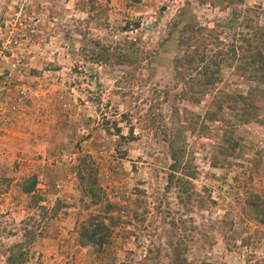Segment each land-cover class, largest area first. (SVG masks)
Here are the masks:
<instances>
[{
    "label": "rangeland",
    "instance_id": "374dc122",
    "mask_svg": "<svg viewBox=\"0 0 264 264\" xmlns=\"http://www.w3.org/2000/svg\"><path fill=\"white\" fill-rule=\"evenodd\" d=\"M263 32L264 0H0V264L21 241L25 264H264V225L236 196H264V83L243 61ZM196 36L208 51L186 69ZM75 148L97 164L87 210ZM170 150L197 173L188 197L166 186ZM32 175L40 213L20 188ZM90 210L114 218L99 254L76 239Z\"/></svg>",
    "mask_w": 264,
    "mask_h": 264
},
{
    "label": "trees",
    "instance_id": "16d2710c",
    "mask_svg": "<svg viewBox=\"0 0 264 264\" xmlns=\"http://www.w3.org/2000/svg\"><path fill=\"white\" fill-rule=\"evenodd\" d=\"M215 27L219 29L220 27H226L227 25L222 21H217L215 23ZM209 33L208 30L205 28L197 27L194 33L202 34V32ZM191 39V38H189ZM208 39L209 36H208ZM188 39H185L187 42ZM189 41V40H188ZM210 41V40H209ZM212 41H214L212 39ZM194 45L188 47V44L184 43L186 45V50L183 52V58L179 61L180 66H185L186 69H193V67H198L200 63L204 60V57L206 55L207 50V44H204L200 42V39L194 37ZM216 43V40L214 41ZM219 43V42H218ZM245 44L247 46L246 53L248 55L247 61L244 58V63H246V66H248V72L253 73L254 75L258 76V81L255 82L257 85L264 83V32L261 34V37L259 39L252 36L249 41H245ZM0 49L2 50V47L0 46ZM3 51V50H2ZM231 53L234 55L235 47H231ZM254 51V53H253ZM210 52V51H209ZM1 53V51H0ZM4 53V52H3ZM253 53V54H252ZM92 61L99 62V59L103 57L101 54H91L90 55ZM211 59L208 58L207 61H210ZM196 64V65H194ZM209 66L210 63L208 62L206 66L204 67V75L212 76V72H209ZM216 72V71H215ZM8 77L10 76L8 71L6 73ZM202 74V73H201ZM203 75V74H202ZM203 75V76H204ZM3 76V74H2ZM0 76V77H2ZM1 79V78H0ZM208 83V82H207ZM211 82L210 84H212ZM207 85V84H206ZM205 84H201V87L206 86ZM255 90V88H254ZM252 91V90H251ZM220 100L218 102L232 100L234 102L241 101L242 103L246 102V97H243L241 95L238 96H232L229 94H220L219 95ZM218 98V99H219ZM215 100H218L214 96ZM216 102V111L213 113H210V116L213 117L217 113L221 112V105ZM209 119V118H208ZM241 122H247L246 120L240 119ZM116 135L123 139L124 137L121 136L119 133V130H116ZM130 134V141L133 139ZM230 140L226 141V144H228L227 148L220 149L219 153L220 156L225 157L233 155L235 152V143L233 140L229 142ZM172 148V146H169ZM72 152H70L71 155H77L74 159V162L69 166V171L71 174H73L76 184L78 187V192L80 194V201L84 205V208L87 210L90 207H96L99 205L101 200L103 199V196L100 191L99 183H98V172H97V164L95 163L94 158L88 154L87 152L82 153L79 148L71 149ZM230 154V155H229ZM170 160L171 164L169 165V174L167 176V188L171 187L173 185V180H175L174 186L177 184L178 193H186L187 188L190 186V181L194 179L195 175L197 174L194 169H188L186 168L185 163H181L180 158L175 155V152L173 150H170ZM215 163L213 164V166ZM211 166V167H213ZM178 173L177 177H174L175 174ZM249 177V175L246 177V179ZM245 179V180H246ZM239 180V179H238ZM241 181V180H240ZM238 181V185H240V188H243V185L241 182ZM180 184L185 186L184 189L180 187ZM180 187V188H179ZM21 192L22 194L26 195L28 197V202L30 203V208L34 210H38L40 213L41 211H44V207L38 206V199H40L39 192L36 190V177L35 176H29L28 178H25L21 181ZM137 190H135L136 192ZM261 193V192H260ZM258 192H249L247 194L246 191H244V194L237 193V198L240 200L239 205V213L243 214L244 216L250 215L254 222L260 225H264V196L260 195ZM186 197L189 195L185 194ZM202 197L198 198V201H201ZM140 203V202H139ZM108 208V205H106ZM202 201L200 203V207H202ZM142 207V206H141ZM58 208V207H57ZM143 212L142 215H138L137 213L133 214V218H143V214L146 213V210L142 207ZM109 210V208H108ZM108 220V221H107ZM112 220L114 218L112 217H106V214H103L101 212H98L96 210H90L87 215L79 221L76 222L75 226V233H76V239L79 245L82 246H89L94 250V254H99L103 251V249L109 245L110 238L113 233V224ZM29 221L25 220L23 224L27 223ZM26 227V224L24 225ZM27 232V230H24ZM28 242H17L14 244H11L9 247H7L6 255L3 260V264H25L27 261V246Z\"/></svg>",
    "mask_w": 264,
    "mask_h": 264
}]
</instances>
